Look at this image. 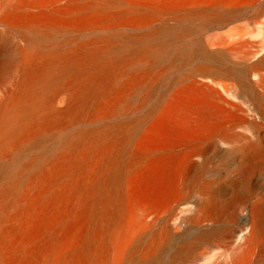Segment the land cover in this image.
I'll return each instance as SVG.
<instances>
[{
  "label": "bare ground",
  "instance_id": "bare-ground-1",
  "mask_svg": "<svg viewBox=\"0 0 264 264\" xmlns=\"http://www.w3.org/2000/svg\"><path fill=\"white\" fill-rule=\"evenodd\" d=\"M256 1L0 0V264H190L206 247L252 264L260 225L238 255L216 226L233 198L204 179L218 127L161 102L186 81L237 91L225 64L248 40L205 31Z\"/></svg>",
  "mask_w": 264,
  "mask_h": 264
},
{
  "label": "rangeland",
  "instance_id": "rangeland-1",
  "mask_svg": "<svg viewBox=\"0 0 264 264\" xmlns=\"http://www.w3.org/2000/svg\"><path fill=\"white\" fill-rule=\"evenodd\" d=\"M232 29L241 30L242 38L248 40L238 41L242 46L241 54L236 56L234 64H225L226 67H232L237 74L239 71V74H242H238L237 79L231 82L236 84L237 91L231 90V86L228 89L219 86L209 89L201 83L191 85L186 81L170 89L164 95L161 106L163 109L175 111L178 118L182 117L188 107L197 123L203 124L209 130L218 127L223 141H220L221 147L217 154L214 153L215 150H209L208 172L204 179L212 186L221 184L223 199L228 201L233 198V204L227 207V214L216 226L235 230L238 255H241L251 235L253 224L260 225L261 231L255 235L256 246L252 264H264V60L261 62L264 58V0H257L251 7L241 10L227 24L215 25L205 33L222 34ZM187 42L191 43L189 48H192V45L199 46L205 41L192 39ZM202 49L205 51L204 47ZM248 53L251 54L250 58L243 60ZM205 56L200 54L189 63L204 59ZM258 61L261 62L259 67L247 73V66ZM180 71H176L174 75ZM250 78L253 82L249 81ZM184 86H188L184 92L191 94L190 99L186 98L185 94H178ZM245 96L248 101H245ZM246 145H252L254 153L258 156V159L249 163L250 170L242 160ZM179 212L180 209L176 211L174 218ZM201 252H204L203 255L198 254L190 264H209L212 261L213 253L210 249L206 247Z\"/></svg>",
  "mask_w": 264,
  "mask_h": 264
}]
</instances>
